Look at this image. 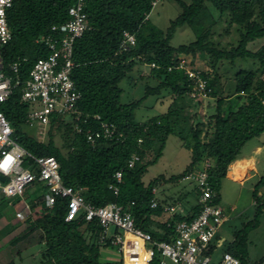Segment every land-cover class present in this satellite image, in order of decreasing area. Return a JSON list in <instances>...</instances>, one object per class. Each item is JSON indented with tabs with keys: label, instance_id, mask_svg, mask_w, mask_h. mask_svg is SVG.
I'll use <instances>...</instances> for the list:
<instances>
[{
	"label": "trees",
	"instance_id": "1",
	"mask_svg": "<svg viewBox=\"0 0 264 264\" xmlns=\"http://www.w3.org/2000/svg\"><path fill=\"white\" fill-rule=\"evenodd\" d=\"M158 1L85 0L83 9L89 28L74 41L72 49L70 77L79 93L75 113L69 115L68 120L53 116L47 142L40 143L23 130L29 105L21 102V85L28 79L34 63L49 54L39 39L54 35L51 27L68 20V8L76 0H11L6 12L11 40L1 49L2 70L13 84L18 79L20 85L13 88L9 98L0 105V111L11 126L17 144L33 156L55 158L62 185L79 191L86 204L103 207L114 203L128 209L135 227L148 233L153 242L171 243L175 238V224L190 222L201 211L200 193L196 185L187 180L196 195V203L182 215L180 208L172 203L176 199L158 195L159 183L186 179L207 161L211 164L207 173L214 193L212 204L219 206L221 183L229 166L241 157L249 141L264 133V44L254 52L249 49L251 44L264 39V0H190L189 3L177 0L180 12L164 30L151 23L148 17ZM206 1L218 12L219 18L228 17L225 35H229L230 27H235L238 34L235 45L228 42L222 46L214 41L218 21ZM183 26L193 32L194 41L171 46L175 31ZM123 32L134 36L133 48L122 46ZM197 54L208 56L205 64L208 70L195 68ZM188 57V65L199 71L206 82L205 100L213 101L208 105L210 112L207 114L202 115L200 110L205 100L189 96L193 83L183 70L176 68L179 60ZM238 60L253 61L257 71L240 69L228 84H224L221 63L227 61L234 67ZM13 64L17 66L16 73L10 69ZM142 66L148 69L144 79L156 84L146 85L137 100L122 102L124 89L121 85L125 82L131 88L135 80L131 73ZM171 67L173 69L168 70ZM162 92L171 100L165 111L138 121L136 110L148 97ZM101 124L113 126V138L101 135L93 144L88 143L86 132L100 133ZM54 132L61 138L59 146L54 141ZM170 136L178 138L190 152L189 164L176 176L168 179L158 176L145 184L142 178L147 169L160 160ZM132 157L138 160L130 167ZM27 164L26 160L24 167ZM117 172L121 174L119 184L114 179ZM38 185L45 194L30 198L28 192L35 194ZM110 185L117 188V194L109 189ZM262 189L264 170L252 187V218L234 229L231 239L221 247V254H230L239 264H250L248 236L259 226L264 191L258 193ZM46 193L41 183L26 188L22 199L29 211L22 223L17 219L11 224L15 215L10 214L3 235L20 226L24 228L8 242L9 245L40 246L38 258L33 257L32 264H109L100 260L101 249L111 246L99 244L98 221L86 222L80 215L66 222V201L58 198L52 207H47ZM152 200L157 202L155 209L150 208ZM19 202L16 198L9 205L8 201L0 200V218L5 209ZM166 205L176 207L177 213L164 216L162 207ZM160 217L163 222L159 221ZM217 239L215 236L206 255L215 254ZM262 263L263 260H259L253 264ZM7 264L15 262L10 260ZM152 264H159L158 255Z\"/></svg>",
	"mask_w": 264,
	"mask_h": 264
},
{
	"label": "built area",
	"instance_id": "2",
	"mask_svg": "<svg viewBox=\"0 0 264 264\" xmlns=\"http://www.w3.org/2000/svg\"><path fill=\"white\" fill-rule=\"evenodd\" d=\"M84 2L85 0H76L68 8V20L51 27L54 35L39 39L49 54L45 59L34 63L28 79L21 85V102L31 108L24 125L27 130L36 134L30 136L40 143H44L40 139L47 136L53 116L64 118L75 113L74 105L79 99V93L70 77L73 68L72 49L74 41L89 28L83 9ZM10 7L11 0H0V105L9 98L13 88L20 85L18 79H15L13 84L12 79L2 70L1 49L11 40L6 21V12ZM122 37V46L125 49L135 46L133 35L123 32ZM176 68L183 70L193 83L189 96L192 99H207L206 82L201 78L200 72L190 67L186 59L179 60ZM10 69L16 73V64ZM171 69L173 67L168 70ZM12 135V128L0 111V200L8 201L11 205L14 199H20L18 204H21V207L14 210L16 219L24 220L29 211L22 199L26 188L41 183L47 192V207H52L58 198L66 201V222L73 221L80 215L86 222L97 220L101 228L99 244H108L115 248L121 256L122 264H152L156 255L159 256V264H239L238 260L228 253L221 254L217 260L206 255L217 232L227 221L223 210L212 204L214 193L208 183L207 170L211 167L209 162H204L200 169L192 171L186 177V180L196 185L200 193L199 214L190 222L175 224V238L171 243L153 242L148 233L135 227L128 209L124 210L114 203L103 207L86 204L79 191L62 185L55 158L29 154L17 144ZM101 135L104 138H113V126L101 124V132H86V140L93 144ZM25 160L28 163L26 167ZM136 160L137 157H132L129 166ZM114 179L119 184L121 174L117 172ZM109 189L117 194L118 190L114 185H110ZM157 206L155 200L150 202L151 209ZM162 210L166 217L177 213V208L170 205L163 206ZM159 221L164 220L160 217Z\"/></svg>",
	"mask_w": 264,
	"mask_h": 264
},
{
	"label": "rangeland",
	"instance_id": "3",
	"mask_svg": "<svg viewBox=\"0 0 264 264\" xmlns=\"http://www.w3.org/2000/svg\"><path fill=\"white\" fill-rule=\"evenodd\" d=\"M185 3H189L190 0H181ZM206 4L212 11L213 15L217 19L218 23L214 28V41L219 42L222 46H226L228 42H231L233 45L236 44L238 40V34L235 32V27H230L229 35H225L223 31L228 29V17L223 16L219 18L218 12H216L209 1H206ZM180 12V8L177 4V0H159L157 4L153 7L152 11L149 14V20L159 29H166L168 27L169 21L174 19L176 15ZM195 35L189 27L183 26L178 28L171 41L170 45L173 47H177L180 45H187L194 41ZM264 44V39L256 41L255 43L249 46L251 51H256ZM208 56L197 54L194 59L195 68H203L204 70H208L206 67ZM185 60V58H183ZM187 62L189 63V57L186 58ZM242 70H251L257 71V66L253 65V61H240L236 62V65L230 66L228 62L223 61L220 66V73L223 74L222 81L224 84H228V81H231L233 75ZM138 67L134 68L131 75L134 77V85L130 88L128 87L125 82L121 85L124 89V93L122 94V102H127L131 100H137L143 95L144 87L146 85L154 86L156 83L153 81H146L144 78L148 74V69L145 66H142L139 71ZM229 76V79L226 78ZM171 102L170 97H168L165 92H162L156 96L148 97L144 103L139 107L136 112L135 116L136 119L139 121L145 120L149 117L158 115L165 111V108ZM212 105L213 101L205 100L201 107V114L209 113L208 105ZM29 107V111H30ZM68 120L69 118L66 117ZM24 132H27L29 135H35L31 131L27 130V127H23ZM54 134V141L57 146L61 144V138ZM47 142V136L40 139ZM261 142L264 143V133L258 139H253L249 141L244 149L243 153L249 152L253 149V147L257 146L261 149V156L259 157V164L258 169L262 173L264 169V144H260ZM252 148V149H251ZM255 149V148H254ZM255 151V150H254ZM64 152V151H63ZM190 152L186 150L182 146V142L174 137L170 136L166 142L165 149L163 151V155L160 160L153 166H150L147 169L146 174L142 178V181L147 184L149 181L155 179L158 176H163L165 179L170 178L171 176H176L180 174L186 166L190 162ZM26 161V160H25ZM253 176L248 173L246 178ZM192 185L186 179H182L176 182H161L159 186L156 188V191L160 197L170 198V200H175L172 202L177 208H188L196 203V198L194 192L191 191ZM262 192L264 189L261 190ZM32 191L28 192L30 198L35 196H43L45 194V190L42 188L41 185L35 186V194H31ZM189 194L186 195V193ZM180 198V200H177ZM234 204L237 205V209L235 212H230L229 209ZM251 202V186L248 183H244V185L240 186L236 183L230 181H222L221 188H220V203L219 207L224 211L226 215H229V219L227 223L222 226L221 232H219L217 237H221L222 231H225L229 237L227 240L231 239V232L240 227V223L249 220L253 216V207ZM21 204L15 203L14 206L11 208L5 209L4 216L0 218V264H6L9 262L10 259L14 260L15 264H32L33 260L36 256L38 258V253L41 249L40 246L36 245H28V244H20L17 246L9 245V241L17 234H19L23 226H20L16 230L6 233L5 227L8 224V217L10 214L14 213V210L20 208ZM243 211V216L237 218L240 212ZM14 215V214H13ZM163 218H161L162 220ZM16 217L11 220V224L16 223ZM19 222H23L20 220ZM19 253V254H17ZM221 255V248H218L214 254V260H217L218 257ZM248 259L249 263L253 264L259 260H263L264 264V209L260 216L259 226L257 229L249 233L248 236ZM100 260L102 262H107L109 264H119L121 260L120 254L117 252L115 248H106L101 249L100 251ZM167 264H172L168 262Z\"/></svg>",
	"mask_w": 264,
	"mask_h": 264
},
{
	"label": "crops",
	"instance_id": "4",
	"mask_svg": "<svg viewBox=\"0 0 264 264\" xmlns=\"http://www.w3.org/2000/svg\"><path fill=\"white\" fill-rule=\"evenodd\" d=\"M261 154H262L261 149L257 146L253 147V149L249 152L242 153L241 157L229 166V168L227 170L226 177L224 179V181H230V182L236 183L240 186L244 185V183H248L251 186V202H252V205H253L252 187L258 182V180L262 174L260 172V170L258 169V166H257L259 164V161H260L259 157L261 156ZM248 173H250V175L253 176V179H251V177L246 178ZM261 193H262V191H260L258 193V195H260ZM162 198H166V197H162ZM252 207H253V214H254V206H252ZM236 209H237V205L234 204L233 206L230 207L229 211L233 213L236 211ZM188 210H189V207L184 208V209L181 207L179 212H181L182 215H185ZM244 213H243V211L240 212L238 215H236L237 218L242 217ZM225 216H226V219L228 221L230 216L226 215V214H225ZM220 230H222V228ZM220 230L217 232V234L219 232H221ZM217 234H216V237L218 236ZM220 236L221 237H218V239L215 242V248H216L215 252L217 251L218 248L222 247V245L225 243V241L229 237V235L225 231H222V234ZM213 258H214V255H213ZM10 260H12V259H10Z\"/></svg>",
	"mask_w": 264,
	"mask_h": 264
}]
</instances>
